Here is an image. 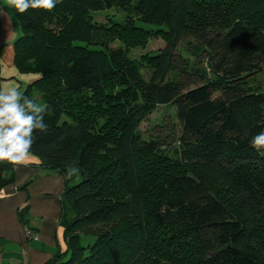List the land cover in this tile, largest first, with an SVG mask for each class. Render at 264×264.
I'll return each instance as SVG.
<instances>
[{
  "label": "trees",
  "instance_id": "16d2710c",
  "mask_svg": "<svg viewBox=\"0 0 264 264\" xmlns=\"http://www.w3.org/2000/svg\"><path fill=\"white\" fill-rule=\"evenodd\" d=\"M13 11L15 64L36 75L24 94L49 106L32 152L64 178L66 248L46 264H264V153L250 147L264 130V90L249 82L264 65V0H60ZM102 11L119 18L98 23ZM143 24L165 45L141 63L127 48L149 32ZM187 39L205 66L177 69ZM162 105L180 125L170 152L139 133ZM12 168L0 161V189Z\"/></svg>",
  "mask_w": 264,
  "mask_h": 264
},
{
  "label": "crops",
  "instance_id": "0c3cea01",
  "mask_svg": "<svg viewBox=\"0 0 264 264\" xmlns=\"http://www.w3.org/2000/svg\"><path fill=\"white\" fill-rule=\"evenodd\" d=\"M4 4L0 0V7ZM7 11L11 24L0 17V89L24 92L36 75L15 64L14 42L22 31L13 9ZM11 172L13 180L0 189V264H46L66 248L61 225L64 178L40 165L35 155Z\"/></svg>",
  "mask_w": 264,
  "mask_h": 264
},
{
  "label": "clouds",
  "instance_id": "9594fccd",
  "mask_svg": "<svg viewBox=\"0 0 264 264\" xmlns=\"http://www.w3.org/2000/svg\"><path fill=\"white\" fill-rule=\"evenodd\" d=\"M60 0H5L0 7V17L11 24L7 9H13L23 15L28 9L53 10ZM47 103L39 98H30L17 87L0 89V161H8L13 166L25 165L32 152L36 134H46L49 125L44 117L48 111ZM250 147L258 153H264V130L250 141ZM80 169L73 163L66 167L65 178L78 176Z\"/></svg>",
  "mask_w": 264,
  "mask_h": 264
},
{
  "label": "rangeland",
  "instance_id": "374dc122",
  "mask_svg": "<svg viewBox=\"0 0 264 264\" xmlns=\"http://www.w3.org/2000/svg\"><path fill=\"white\" fill-rule=\"evenodd\" d=\"M109 17L119 18V16L112 11H102L95 14V18L98 23L105 22ZM143 25L145 27L148 26L149 32L146 33V35H140L137 33L136 37L139 38V43L127 48L128 56L141 63L144 62L145 55L155 53L165 45V39L163 36L154 30L156 27H151L147 24ZM121 43L122 41L116 39L113 41L112 46L116 47L118 44L121 45ZM193 43V41L187 39L186 42L179 45L177 50L179 56L176 57L177 69L185 66L186 64L188 66H205L206 54L204 52L200 55L192 53V48L194 46ZM140 72L145 79L150 77V70L148 67L146 68L141 66ZM174 73L175 72L170 73L169 76L173 77ZM249 82L251 85L264 90V65H262L257 72L249 76ZM38 95L39 93L34 91L32 98H39ZM139 133L142 138L147 140L157 138L169 152L172 151L177 143L176 139L180 133V125L174 114V108L169 105L158 106L153 113L141 122L139 126Z\"/></svg>",
  "mask_w": 264,
  "mask_h": 264
},
{
  "label": "built area",
  "instance_id": "2783aa9c",
  "mask_svg": "<svg viewBox=\"0 0 264 264\" xmlns=\"http://www.w3.org/2000/svg\"><path fill=\"white\" fill-rule=\"evenodd\" d=\"M37 235L36 234H33V237H36Z\"/></svg>",
  "mask_w": 264,
  "mask_h": 264
}]
</instances>
